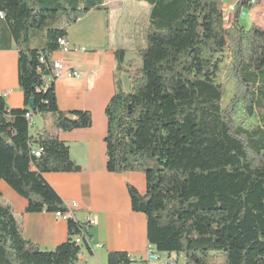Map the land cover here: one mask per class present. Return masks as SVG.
<instances>
[{
    "label": "trees",
    "instance_id": "obj_1",
    "mask_svg": "<svg viewBox=\"0 0 264 264\" xmlns=\"http://www.w3.org/2000/svg\"><path fill=\"white\" fill-rule=\"evenodd\" d=\"M135 1L151 7L146 48L138 51L142 68L130 74V90L118 91L106 108L108 171L146 175L147 196L133 187L129 192L133 210L147 218L156 252L184 256V264L218 258L264 264V115L260 125H248L264 110V30L240 23L241 12L261 0H239L230 28L224 0ZM96 10L108 11L105 0H0L25 96V107L16 110L0 96V181L27 200V213L69 211L44 174L81 171L59 135L91 128L93 118L60 111L56 82L45 87L59 40ZM224 57L230 59L225 66ZM117 58L120 72L123 49ZM224 72L234 85L227 105ZM27 114L48 117L50 125L30 126ZM1 199L0 192V264H78L83 247L91 252L90 224L73 218L68 242L41 251L24 239L12 206ZM108 264L132 261L110 252Z\"/></svg>",
    "mask_w": 264,
    "mask_h": 264
},
{
    "label": "crops",
    "instance_id": "obj_2",
    "mask_svg": "<svg viewBox=\"0 0 264 264\" xmlns=\"http://www.w3.org/2000/svg\"><path fill=\"white\" fill-rule=\"evenodd\" d=\"M238 2L235 0L227 5L236 6ZM105 6L107 12L92 11L68 29L69 46L82 48V51L59 50L52 55V62H62L80 75V78L64 77L57 80L59 110L65 113L90 112L93 126L59 135V139L70 148L71 158L81 167V171L47 173L44 179L66 206L72 203L78 205L71 218L81 223L93 220L89 230L91 252L83 247L78 264H108L110 252L126 253L132 264H141L150 248L148 223L143 213L133 210L129 188L133 187L142 197H146L147 177L142 172L115 174L108 171L106 108L118 91L130 90L129 76L135 67L142 68L139 62L132 67L131 61L136 58L130 53L136 54L146 46L144 30L149 22L151 7L148 5L150 9L146 13L132 4L130 17L116 19L115 28L111 31L112 11L108 3ZM258 11L254 9L251 12L254 24ZM142 14H145L144 18ZM244 14L242 11L241 24ZM234 18L235 14L232 20ZM121 49L125 51V65L128 66L123 70L124 78L119 77L117 70V51ZM0 96L5 99L10 110L25 107V96L19 83L18 47L5 18L1 17ZM34 122L37 129L47 127L46 118L42 116L34 117ZM0 192L1 203L12 206L26 241L41 251H53L68 242V221L58 219L55 213H27V200L5 181H0Z\"/></svg>",
    "mask_w": 264,
    "mask_h": 264
},
{
    "label": "rangeland",
    "instance_id": "obj_3",
    "mask_svg": "<svg viewBox=\"0 0 264 264\" xmlns=\"http://www.w3.org/2000/svg\"><path fill=\"white\" fill-rule=\"evenodd\" d=\"M235 0H224V14H225V22H226V25H227V28H230V23L231 22H234V20H232V17H233V14H235V9H236V6L235 5H227L231 2H234ZM257 2V0H256ZM105 3H108V5L111 7V31L114 30V22L116 19H119L121 17H124V18H128L130 17V14L132 12V9H131V5L134 4L135 6H139L138 9H142V11H149L150 7L148 6V4L146 3H141V2H137L135 0H105ZM264 0H261L260 3L258 4V6L256 7V9H259V11L257 12V15H256V21H255V24L256 25H261L262 29L264 30ZM233 7V8H231ZM226 9V10H225ZM243 12H245V14L243 15V23L241 24L247 31L251 28L252 26V19H251V16H252V11H249V10H243ZM142 18H144L145 14H142L141 15ZM58 25L60 27H62L64 25V22L59 20L58 22ZM258 25V26H259ZM148 26V25H147ZM147 26L145 28V37H146V29H147ZM44 36L46 35V32H43ZM36 44H38V41L36 42ZM144 48H146V46H144ZM136 58V59H133L134 61H131V64H132V67L135 66V63H138L142 66V59L139 57L138 55V52L135 54L133 52L130 53V56H133ZM133 57V58H134ZM225 59V62H224V65H227L229 62H230V59L227 58V57H224ZM127 65L124 66V69H127L126 68ZM128 67V66H127ZM120 71L119 72V77H123L124 78V74L125 72L124 71ZM140 69L137 68V66L135 67L133 73L135 72H138ZM132 74V72H131ZM220 81L222 83H226L227 85V89H228V95L226 97V101H225V104L227 105L232 97V92H233V83H230L228 81H226V78H225V72L222 74L221 76V79ZM261 115H264V110H262L258 116H256L255 118L251 119L249 122H248V125H252V126H257V125H260L261 124V120H260V117ZM40 118V117H39ZM38 118V121H41L39 120ZM45 118V117H44ZM46 125L49 126L50 125V118L46 117ZM211 264H224V260L222 258H218L217 260L213 261Z\"/></svg>",
    "mask_w": 264,
    "mask_h": 264
},
{
    "label": "built area",
    "instance_id": "obj_4",
    "mask_svg": "<svg viewBox=\"0 0 264 264\" xmlns=\"http://www.w3.org/2000/svg\"><path fill=\"white\" fill-rule=\"evenodd\" d=\"M251 3H255L256 0H250ZM233 8V7H231ZM1 18H5L2 17V15L0 14ZM59 47L60 50L64 51V52H79L82 51V48L79 47H70L67 41V38H62L59 40ZM41 62H44L43 59H41ZM80 78V75L77 72L72 71L71 69H69L68 67L65 66L64 63L62 62H53V68H52V75L50 76V78L48 79L46 84L45 89L48 88V86L51 84V82H57V80H59L60 78ZM27 119L29 120L30 126H34L35 122H34V117L31 114H27ZM43 149H38L35 152V155L37 157L41 156ZM68 208V213H55L56 217L58 219L64 220V221H68L71 216H72V212L73 210L78 208V205L76 203H72L70 205L67 206ZM90 224V226L93 224V220H90L88 222ZM74 242L77 246H81L84 242V239L82 236H77L74 238ZM166 257L163 256V254L156 252L154 249H152L151 247L149 248V251L147 253L146 259L141 263V264H150V262H159L160 264H184L186 262H183V256H178V255H174V257H171L172 255H165ZM164 258V259H163Z\"/></svg>",
    "mask_w": 264,
    "mask_h": 264
},
{
    "label": "water",
    "instance_id": "obj_5",
    "mask_svg": "<svg viewBox=\"0 0 264 264\" xmlns=\"http://www.w3.org/2000/svg\"><path fill=\"white\" fill-rule=\"evenodd\" d=\"M31 108H34V101L31 102Z\"/></svg>",
    "mask_w": 264,
    "mask_h": 264
},
{
    "label": "bare ground",
    "instance_id": "obj_6",
    "mask_svg": "<svg viewBox=\"0 0 264 264\" xmlns=\"http://www.w3.org/2000/svg\"><path fill=\"white\" fill-rule=\"evenodd\" d=\"M225 10H226V9H225ZM0 14L2 15V17H4L2 13H0ZM184 261H185V258H184V256H183V262H184Z\"/></svg>",
    "mask_w": 264,
    "mask_h": 264
}]
</instances>
